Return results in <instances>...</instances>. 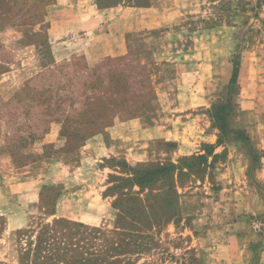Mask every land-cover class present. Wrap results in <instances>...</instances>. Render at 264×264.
<instances>
[{
    "label": "rangeland",
    "instance_id": "374dc122",
    "mask_svg": "<svg viewBox=\"0 0 264 264\" xmlns=\"http://www.w3.org/2000/svg\"><path fill=\"white\" fill-rule=\"evenodd\" d=\"M72 2L82 12L98 0ZM54 4L0 0V152L12 154L9 161L0 158V264H32L37 232L61 218L65 200H55L52 190L61 191L63 183L78 191L66 201V212L94 224L71 227L72 233L70 225L56 224L58 238L44 242L39 253H74L98 257L88 264H106L109 238L121 245L110 258L114 264L228 263L226 253H258L255 262L264 264V175L257 174L264 168V0H117L99 28L65 38L56 48L59 62L47 57L42 68L33 45L48 44ZM122 36V54L98 48ZM236 63L235 114L215 151L222 156L212 169L197 163L189 171L182 160L203 154L221 134L210 111L225 102ZM131 129L146 133L125 140ZM237 130L250 142L238 139ZM49 133L54 139L47 155L81 148L80 157L44 163L42 171L35 167L33 156ZM126 141L136 155L128 151L132 143L125 145L127 156L100 154ZM161 163L181 168L174 177L178 215L166 221L160 213L133 231L110 232L120 193L140 190H111L115 177ZM38 172L46 183L44 199L19 201L13 185ZM95 217L108 224H95ZM13 219L23 226L13 228Z\"/></svg>",
    "mask_w": 264,
    "mask_h": 264
},
{
    "label": "trees",
    "instance_id": "16d2710c",
    "mask_svg": "<svg viewBox=\"0 0 264 264\" xmlns=\"http://www.w3.org/2000/svg\"><path fill=\"white\" fill-rule=\"evenodd\" d=\"M116 1L117 0L103 3L101 0H98L97 5L99 8H106L113 6ZM239 73L240 64L236 63L233 68L232 77L227 86V95L226 98L224 97L225 102H219L214 105L210 111L212 119L221 132L217 142L215 144L203 146L204 153L194 156L190 161H187L188 159L182 160L183 165L185 164V161L192 165L188 166L189 171H192V169L195 168L193 165L197 163L198 165H203L204 169H212L215 167L218 159L221 158L222 154L216 153L215 151L219 146L223 145L226 133L228 131L230 132V118L235 114L236 103L234 102V96L238 93L236 86L238 87ZM234 133L238 139L250 142L249 136L244 131L237 130ZM211 156L212 160L209 161ZM124 164H126V162H124ZM180 169L181 168L174 163H161L154 164L153 166L147 165L142 168L130 167L129 170L131 171V175L126 177H115L117 178L118 183L113 185L111 190H123L125 188L133 189L135 186H139L140 190L135 192L136 196L123 191L120 193L114 205L115 208L119 209L114 226L115 229L110 232L122 233L120 230L124 228L126 229L127 227H132L129 229H132L133 231V228H136L137 224H140V220H155L160 213L164 216L166 221L174 219L179 213L178 205L176 203L178 202L179 194L175 186L174 177H176V172L180 171ZM198 172H201V169H198ZM157 182H161L159 184L161 187L156 188ZM52 191L53 198H55V200L58 199L60 192H55L54 188ZM144 191H147L146 198L140 199L139 195ZM54 213V210L51 209L50 214ZM60 222L70 225L67 233H72L71 227H76V230L81 226L88 227L84 223L71 221L62 217L54 219L53 222L43 224L36 234V247L34 249L35 252L33 253L32 264H48L49 262L54 263L55 261H61L62 264H88V262L98 259V257L75 256L74 253H39L40 247L44 242L47 244L50 240L53 241L56 240L55 238H58L55 237V235L58 234V230L54 227L56 224H60ZM52 229L55 230V233H51ZM95 230L99 232L100 229ZM79 232L80 231L78 230L76 233ZM60 235H63V233ZM106 240L109 241V243L105 246L103 251L104 257L102 260H105L106 264H114L113 260L110 258L116 256L114 253H119L121 245L119 243L113 244L109 238H106ZM28 255L29 253H24L23 258Z\"/></svg>",
    "mask_w": 264,
    "mask_h": 264
},
{
    "label": "crops",
    "instance_id": "0c3cea01",
    "mask_svg": "<svg viewBox=\"0 0 264 264\" xmlns=\"http://www.w3.org/2000/svg\"><path fill=\"white\" fill-rule=\"evenodd\" d=\"M72 1L73 0H54L55 9H53V14H52L54 18L48 19L50 23L46 31V38H48V44L46 45V47H44L42 43H37L33 45L34 49L36 50V53H38L37 58L39 61V65L42 68L47 65L46 64L47 57L49 58V61L51 60V62L53 63L59 62L60 59L58 57V54L56 53V48H58L59 46H63L61 44L65 43V38H67V40H73L75 36H77L75 33H79L82 36L86 35L87 33H92L91 31L93 29L95 28L97 29V27L101 25L102 21L104 20V14L108 12L109 10H114L116 8L113 6H111V8L109 7L99 8L98 5L91 4L89 7L87 6L88 11L82 10V12H79L80 10H78V8H80V6H77L78 8H76L77 4L73 3ZM78 1L81 2L82 0H78ZM92 1L94 2L95 0H92ZM120 35L122 34H119V36ZM110 36H112V33L110 34ZM122 41H123V36L119 40V43L108 42V43L102 44L100 47L98 46V48L100 50L101 49L106 50V53H103L104 55L112 54L114 50H116L117 53L122 54L124 52ZM88 58L89 60L92 59V61L98 59L96 57H92L89 55H88ZM52 133L47 134L48 137L46 140L43 139V147H42L43 151L41 150L36 151L35 155L33 156L37 158V160H35L36 161L35 167L42 166L40 168L41 171L44 169L43 168L44 163H53L55 161L57 162L62 158L64 159L65 156H72L73 157L72 160H75V158L80 157V154H81V148H80L77 151L54 150L52 154L47 155L46 147L48 146V144H52L53 142L52 140L54 139V134ZM136 133L141 134L142 136L143 134L146 133V129L145 130L143 129L142 131H139V132H137L136 130L134 131L133 129L129 130V132L126 135L127 138L125 140H128L129 136L135 135ZM129 143H132V148H128V151H132L130 154L134 156L137 154V151L133 152L134 150H136L135 149L136 147L134 143L131 141L122 142L119 146L112 145L105 149L103 148L102 149L103 152H101L100 154L103 156H107L108 158V156H110L108 155L109 152L115 151L114 156L119 155V154L120 155L126 154L124 156H127L128 153H125L124 148L126 147L125 146L126 144H128V146L130 147L131 144L129 145ZM3 151L0 152V158H2L5 161H9V159L12 158V154L10 150H3ZM258 170L259 171H257V174L259 172V176L264 175V168L261 169V171H260V168H258ZM1 173H3L2 168H0V174ZM44 180L45 179L38 172L37 175L32 174V175L25 176L22 180H20V182L15 181L16 183L15 185H13V187L16 188V195L19 201H22V202L41 201L43 199L44 187L46 185ZM59 192H60V195L58 198L61 197L63 201L65 200L63 210H61V215H58L59 217H62V218H65L71 221H75V222H81L84 224H89V225L94 224L93 222L85 221L79 216L77 217L75 215H72L66 212L69 209V207L66 204V201H68L71 194L78 193V191L74 193L70 192V189L66 187L65 184L63 183V188ZM100 196L101 197L103 196L102 193H100ZM105 218L106 217H98V218L95 217V220L97 221L99 220V222L95 224H98L101 226L108 224L107 219ZM13 221L15 222V219H13ZM21 226H23L22 222L18 223L17 221L15 222V224L12 225V227L15 229H18ZM227 254L229 258L228 263L226 260H225L226 261L225 263L222 259L221 260L218 259L220 262L214 261L215 264H257L255 261H257L256 257H258L257 256L258 253H226V255ZM220 257L226 258L224 254L221 255ZM189 264H203V263L201 262V259H195L194 261H191Z\"/></svg>",
    "mask_w": 264,
    "mask_h": 264
}]
</instances>
